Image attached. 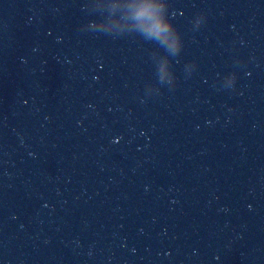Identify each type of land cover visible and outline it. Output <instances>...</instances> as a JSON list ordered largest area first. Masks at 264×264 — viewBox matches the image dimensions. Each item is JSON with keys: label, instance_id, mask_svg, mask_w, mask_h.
Listing matches in <instances>:
<instances>
[{"label": "water", "instance_id": "95a60500", "mask_svg": "<svg viewBox=\"0 0 264 264\" xmlns=\"http://www.w3.org/2000/svg\"><path fill=\"white\" fill-rule=\"evenodd\" d=\"M0 0V264H264V0Z\"/></svg>", "mask_w": 264, "mask_h": 264}, {"label": "clouds", "instance_id": "9594fccd", "mask_svg": "<svg viewBox=\"0 0 264 264\" xmlns=\"http://www.w3.org/2000/svg\"><path fill=\"white\" fill-rule=\"evenodd\" d=\"M136 29L146 39L157 42L172 56L182 50L180 36L164 14L165 5L155 0H143L132 5Z\"/></svg>", "mask_w": 264, "mask_h": 264}]
</instances>
